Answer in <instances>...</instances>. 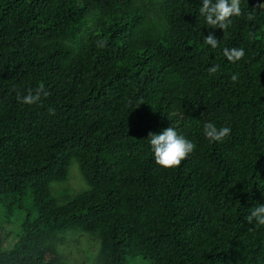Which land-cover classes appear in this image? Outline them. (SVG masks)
Returning a JSON list of instances; mask_svg holds the SVG:
<instances>
[{"label": "trees", "instance_id": "obj_1", "mask_svg": "<svg viewBox=\"0 0 264 264\" xmlns=\"http://www.w3.org/2000/svg\"><path fill=\"white\" fill-rule=\"evenodd\" d=\"M261 3L224 32L200 0H0V264H67L70 232L98 239L100 264H264L246 220L264 203ZM207 122L232 132L210 143ZM171 126L195 148L164 169L148 139ZM73 160L90 188L60 205Z\"/></svg>", "mask_w": 264, "mask_h": 264}, {"label": "clouds", "instance_id": "obj_2", "mask_svg": "<svg viewBox=\"0 0 264 264\" xmlns=\"http://www.w3.org/2000/svg\"><path fill=\"white\" fill-rule=\"evenodd\" d=\"M258 13H264V3L259 4L248 12L247 19L254 21ZM198 15L203 17L206 25L210 28L223 29L224 32L233 23L234 17L242 15V0H200ZM204 44L211 49H217L219 41L214 34L204 36ZM223 55L230 62H238L245 56L244 48H227L223 49ZM218 65L209 68L210 74H215ZM237 75H233V82L237 80ZM40 91L35 94L31 91L22 97L21 102L24 104H35L40 100ZM232 129L228 126H220L213 122H207L203 126V135L210 143L224 142L231 134ZM148 142L151 146V152L154 156L155 163L164 169L178 168L190 154L193 153L195 145L180 134L174 127L164 129L160 134L150 133ZM249 224H254L258 229H264V203H258L251 208L250 214L246 217Z\"/></svg>", "mask_w": 264, "mask_h": 264}, {"label": "rangeland", "instance_id": "obj_3", "mask_svg": "<svg viewBox=\"0 0 264 264\" xmlns=\"http://www.w3.org/2000/svg\"><path fill=\"white\" fill-rule=\"evenodd\" d=\"M157 2L158 0H144ZM90 188L80 163L73 160L67 178L55 181L50 185L52 195L60 205L71 202L78 194ZM67 264H100V245L98 239L81 232H70L61 235L56 241Z\"/></svg>", "mask_w": 264, "mask_h": 264}]
</instances>
